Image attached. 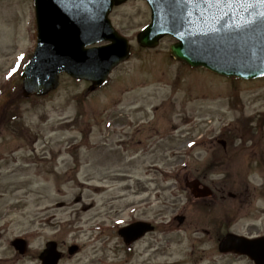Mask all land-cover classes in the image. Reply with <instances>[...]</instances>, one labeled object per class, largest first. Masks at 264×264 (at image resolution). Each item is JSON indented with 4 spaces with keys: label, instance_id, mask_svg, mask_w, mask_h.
<instances>
[{
    "label": "rangeland",
    "instance_id": "obj_1",
    "mask_svg": "<svg viewBox=\"0 0 264 264\" xmlns=\"http://www.w3.org/2000/svg\"><path fill=\"white\" fill-rule=\"evenodd\" d=\"M109 19L130 55L102 87L61 73L54 90L25 98L20 75L36 43L33 2L0 0V264H41L47 242L63 254L59 264H253L217 245L226 233L264 235V195L251 190L264 193V169L253 168L250 190L233 200L228 194L248 184L246 168H215L206 151L233 129L264 146V77L189 68L170 56L169 37L144 50L136 39L150 22L143 0H126ZM184 178L219 195L202 208ZM134 222L154 232L125 246L117 232ZM14 239L27 241L25 255Z\"/></svg>",
    "mask_w": 264,
    "mask_h": 264
},
{
    "label": "water",
    "instance_id": "obj_2",
    "mask_svg": "<svg viewBox=\"0 0 264 264\" xmlns=\"http://www.w3.org/2000/svg\"><path fill=\"white\" fill-rule=\"evenodd\" d=\"M126 0H33L37 30L36 47L23 67L25 97L54 90L66 73L91 82L90 90L102 86L111 71L129 57V45L112 27L108 15ZM151 22L138 35L143 48H155L170 36V55L190 67H204L215 74L252 80L264 76V0H145ZM105 43L103 45H97ZM95 45V46H94ZM194 198L210 195L187 182ZM182 218L179 222H182ZM152 231L137 222L119 231L126 245ZM12 246L24 254L26 242ZM73 246L69 254L76 251ZM221 252L246 255L264 264V237L248 240L226 235ZM61 254L48 242L39 255L42 264H58Z\"/></svg>",
    "mask_w": 264,
    "mask_h": 264
},
{
    "label": "flooded vegetation",
    "instance_id": "obj_3",
    "mask_svg": "<svg viewBox=\"0 0 264 264\" xmlns=\"http://www.w3.org/2000/svg\"><path fill=\"white\" fill-rule=\"evenodd\" d=\"M251 130L258 131V129H250V131ZM246 131L247 130L233 129V133H228L229 136H227L225 132L219 133L217 138L209 141V145H210L209 147H211L210 149L212 148L214 149L213 153H211L212 155L210 154L209 151H206L210 155V159H211L209 161L211 162L210 164L215 168L217 167L222 168L225 165L233 166L235 168L238 166H241L242 168H246L245 180L248 182V184L246 183L244 185L241 192L238 193L237 190H234L233 193L228 194V197H230L233 200L240 199L245 190L247 189L250 190L249 174L251 173V170L253 168L258 169L259 171H262L264 169V146H262V139L260 138L253 139L251 137H248V135H250V132L248 131L246 132ZM257 135L262 136L258 132ZM235 136L236 138H234ZM200 140L201 141L200 143H198L197 147L201 150L206 149L204 146L205 140L203 138H200ZM254 142L256 145H253ZM217 147H219V150L216 149ZM202 176L203 179L206 178L204 175ZM201 184L204 185L202 182ZM262 189L263 186L252 187L251 190L255 196L261 197L262 195H264V193H258V191H261ZM210 190L212 192L211 197L201 198L198 200L202 208L205 207V204L203 203H205L207 200H211L214 202V200L219 195L217 193H219L220 191H217L215 187L212 186ZM221 193L222 194L221 197L219 196V200H223V196H222L223 192ZM241 204H243V202H241ZM205 234L208 235L209 233L206 231ZM261 236L262 235L249 236V238H257Z\"/></svg>",
    "mask_w": 264,
    "mask_h": 264
},
{
    "label": "snow or ice",
    "instance_id": "obj_4",
    "mask_svg": "<svg viewBox=\"0 0 264 264\" xmlns=\"http://www.w3.org/2000/svg\"><path fill=\"white\" fill-rule=\"evenodd\" d=\"M12 71H13V72H15V71H16V69H13ZM11 74H12V73H9V75H11Z\"/></svg>",
    "mask_w": 264,
    "mask_h": 264
}]
</instances>
